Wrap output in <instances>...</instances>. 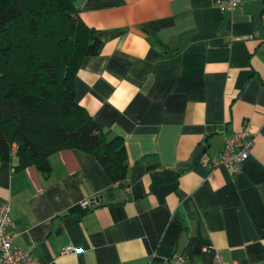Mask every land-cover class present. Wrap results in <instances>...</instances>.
<instances>
[{
  "label": "crops",
  "instance_id": "0c3cea01",
  "mask_svg": "<svg viewBox=\"0 0 264 264\" xmlns=\"http://www.w3.org/2000/svg\"><path fill=\"white\" fill-rule=\"evenodd\" d=\"M74 1L104 41L83 61L76 100L124 139L128 173L116 183L80 149L54 153L49 176L0 160L15 243L41 264L211 263L218 253L264 264V0L232 11L217 0ZM246 123L255 145L241 170H213Z\"/></svg>",
  "mask_w": 264,
  "mask_h": 264
},
{
  "label": "trees",
  "instance_id": "16d2710c",
  "mask_svg": "<svg viewBox=\"0 0 264 264\" xmlns=\"http://www.w3.org/2000/svg\"><path fill=\"white\" fill-rule=\"evenodd\" d=\"M90 32L74 0H0V160L49 176L54 153L80 149L125 180L124 139H109L76 100L83 61L104 46Z\"/></svg>",
  "mask_w": 264,
  "mask_h": 264
},
{
  "label": "built area",
  "instance_id": "2783aa9c",
  "mask_svg": "<svg viewBox=\"0 0 264 264\" xmlns=\"http://www.w3.org/2000/svg\"><path fill=\"white\" fill-rule=\"evenodd\" d=\"M217 2L223 11H232L248 3L249 0H217ZM254 136L252 126L246 123L242 130L228 137L223 151L211 161L213 170L225 165L231 167L234 172L240 171L255 145ZM89 205L90 201L84 203L85 207ZM13 226L11 205L3 204L0 207V264H41L31 250L24 249L15 243L17 233L10 231ZM170 264H227V262L220 253L211 263L190 262L185 254H176L171 258Z\"/></svg>",
  "mask_w": 264,
  "mask_h": 264
}]
</instances>
